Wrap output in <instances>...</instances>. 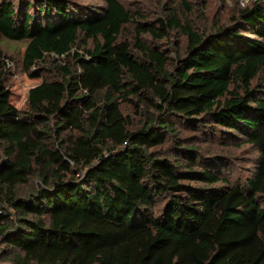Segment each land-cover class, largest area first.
Returning a JSON list of instances; mask_svg holds the SVG:
<instances>
[{
  "label": "trees",
  "instance_id": "trees-1",
  "mask_svg": "<svg viewBox=\"0 0 264 264\" xmlns=\"http://www.w3.org/2000/svg\"><path fill=\"white\" fill-rule=\"evenodd\" d=\"M102 2L0 0V37L26 43L31 77L48 75L20 110L0 52L3 260L264 264V0L211 31L173 12L138 22L120 0ZM174 30L184 55L177 41L174 53L160 46ZM178 124L249 145L250 175L230 180L221 156L183 146ZM169 138L174 157L155 150Z\"/></svg>",
  "mask_w": 264,
  "mask_h": 264
},
{
  "label": "rangeland",
  "instance_id": "rangeland-1",
  "mask_svg": "<svg viewBox=\"0 0 264 264\" xmlns=\"http://www.w3.org/2000/svg\"><path fill=\"white\" fill-rule=\"evenodd\" d=\"M15 1V0H14ZM76 5L87 8L93 11L105 7L102 0H70ZM121 3L130 10L136 17L138 22L163 20L167 14L175 13L181 19L182 23H186V19L198 27H204L208 31L216 26L217 23L228 24L230 16L234 15L239 9L252 6L255 2L263 0H120ZM135 24L128 25L126 28L125 37L128 41H134ZM178 30L170 32L168 38L162 40L160 46L164 49H171L174 53V45L172 42L179 43V54L184 55L186 46V38L180 37ZM142 39L147 45H152L154 39L150 35L144 34ZM172 45V46H170ZM26 43H14L0 37V52L6 55V84L12 93L13 104L20 110L27 108V98L29 89L40 84L48 75L44 77L34 78L25 72L22 67V55L24 53ZM172 57H176L175 54ZM45 67H51V61ZM124 113L134 115V109L129 105H122ZM178 138L185 140L184 147L201 148V152L206 156H221L212 160H219L224 163L225 167L222 174L230 180L237 181L245 179L250 175L252 168L251 161L256 157V153L249 145L239 146V141L224 140L225 143H220L218 140L204 141L206 138L198 132L178 124L176 126ZM199 138V139H198ZM172 140L169 138L166 145L155 150L161 151V155L175 156L176 152L171 148ZM37 185V181H35ZM0 252V264H9L3 260Z\"/></svg>",
  "mask_w": 264,
  "mask_h": 264
}]
</instances>
